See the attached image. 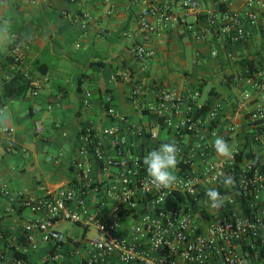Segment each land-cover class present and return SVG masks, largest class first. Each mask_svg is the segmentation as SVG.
I'll return each mask as SVG.
<instances>
[{
    "label": "crops",
    "instance_id": "crops-1",
    "mask_svg": "<svg viewBox=\"0 0 264 264\" xmlns=\"http://www.w3.org/2000/svg\"><path fill=\"white\" fill-rule=\"evenodd\" d=\"M194 1L199 3L198 10L185 16L170 0H0V22L11 29L0 46L3 73L9 74L10 50L17 36L25 44L26 66L39 88L36 97L0 101V112L7 116V129L0 131V257L8 259L20 253L30 264H44L47 255L59 253L65 257L57 264H79L73 248L85 252L96 230L79 226L82 231L73 235L68 223H62L59 229L67 237L63 246L41 244L24 254L23 231L31 214L22 198H39L47 191L76 184L80 180L74 165L78 160L94 168L92 176L99 186L117 176L119 170L97 171L92 156L79 153L86 126L100 129L114 125L107 114L110 107L127 118L124 136L135 142V151L142 158L162 143L180 140L183 153L177 158L175 174L182 171L202 176L203 200L197 209L205 217L215 211L207 203L206 191L218 190V183L205 175L206 167L223 164L229 169L232 163L231 158L217 154L212 128L233 153L239 152L237 158L243 155L238 167L251 159L248 154L264 164V142L253 137L250 119L259 100L245 99V83L251 73L242 65L248 59L256 64L257 71L264 68V26L249 27V39L232 44L221 32L212 34L209 19L229 9L245 12L249 0ZM255 1L254 9L264 17V0ZM165 6H172L175 20L165 27L153 15L156 30L146 45L154 55L138 60L132 50L134 43L144 41L138 18L146 9L157 12ZM38 61L47 69L45 76L34 67ZM5 82L0 78V96ZM137 88L140 96L134 99L131 92ZM160 88L183 94L199 92L195 104L202 116L219 105L218 121L212 126L206 123L198 136L184 133L178 139L164 126V119L150 109L157 104ZM88 92L91 97L87 103ZM38 127L43 131L38 132ZM5 186L9 196L1 191ZM186 200L178 194L169 198L167 205H183ZM89 201L94 211L106 214L116 204V200L94 190ZM132 221L125 216L124 226ZM113 263H118L117 258Z\"/></svg>",
    "mask_w": 264,
    "mask_h": 264
},
{
    "label": "built area",
    "instance_id": "built-area-1",
    "mask_svg": "<svg viewBox=\"0 0 264 264\" xmlns=\"http://www.w3.org/2000/svg\"><path fill=\"white\" fill-rule=\"evenodd\" d=\"M170 1L185 16L199 8V3L194 0ZM256 5L255 0H249L245 12L229 9L220 16H211L210 31L212 34L221 32L232 44L248 40L251 35L249 27L264 26V17L254 9ZM153 15L165 27L175 20L172 6H165L157 12L146 9L140 14L138 22L144 41L134 43L132 47L138 60H148L154 55L146 45L149 35L156 30L151 21ZM202 37L204 34L198 39ZM25 48L24 42L14 36L9 74L4 75L0 66V78L8 82L15 74L22 75L32 86L27 95L36 97L39 88L26 66ZM245 84V99L259 100L250 117L253 137L264 142V68L249 74ZM131 95L138 99V88L132 90ZM199 96V92L183 94L160 88L157 104L150 109L164 119V126L173 130L178 139L184 133L198 136L206 123L212 126L218 121L220 112L217 105L203 117L200 107L195 104ZM90 97L88 92L87 103ZM107 114L115 121L114 125L100 129L86 126L81 135L83 144L79 153L91 155L97 171L115 168L119 173L99 186L98 180L92 176L94 168L78 160L74 164L80 179L76 184L56 192L47 191L39 198H22L23 206L31 214L23 231L26 238L24 254L37 250L41 244L63 246L67 237L59 225L68 223L96 230L95 235L88 239L85 252L73 248L72 254L79 259V264H114V258H117V264H264V171L260 166L256 167L252 159L243 163L238 167L235 187H224L221 192L219 174L232 176L239 165V152L233 153L229 169H225L223 164H209L205 175L218 183V191L228 199L222 208L205 217L197 209L203 200L200 191L202 176L181 171L176 175L178 179L173 187L156 190L146 183V167L142 154L135 151V142H129L124 136L123 124L127 123V118L114 107L108 108ZM42 131V127H38V132ZM217 134V130L212 128L211 135L215 137ZM152 136L156 137L155 134ZM179 141H176L178 157L183 153ZM93 190L116 200L110 212L94 211L89 201ZM1 191L7 196L10 194L6 186ZM178 194H183L186 202L183 205L178 202L169 208V198ZM125 216L133 220L128 226L123 223ZM64 257L59 253L49 254L44 258V264H57ZM0 264H30V261L27 257L14 255L5 259L1 256Z\"/></svg>",
    "mask_w": 264,
    "mask_h": 264
},
{
    "label": "clouds",
    "instance_id": "clouds-1",
    "mask_svg": "<svg viewBox=\"0 0 264 264\" xmlns=\"http://www.w3.org/2000/svg\"><path fill=\"white\" fill-rule=\"evenodd\" d=\"M11 31L10 28H5L4 23L0 22V46L5 44L6 37ZM7 129V116L0 112V131ZM213 146L218 155L231 158L233 150L231 146L222 137L216 136L213 141ZM179 147L173 140L171 142L162 143L158 149L149 151L143 157V164L146 167V183L150 184L156 190L169 189L177 183L175 171L177 169ZM220 182L226 188L235 187V178L231 175L219 174ZM207 203L212 209H220L224 206L228 197L221 195L215 189L210 188L206 191Z\"/></svg>",
    "mask_w": 264,
    "mask_h": 264
},
{
    "label": "trees",
    "instance_id": "trees-1",
    "mask_svg": "<svg viewBox=\"0 0 264 264\" xmlns=\"http://www.w3.org/2000/svg\"><path fill=\"white\" fill-rule=\"evenodd\" d=\"M75 1V0H74ZM10 60V58H9ZM242 65L246 67V69L251 73L254 74L257 72V66L253 61H250L248 59H245L242 61ZM35 69L43 76L46 75L47 69L45 70L43 68V64L41 62H36L34 64ZM82 86V80H80L79 88L81 89ZM32 88L30 81L26 80L22 75L15 74L13 78L5 82L4 84V94L0 96L1 100H7V99H20L24 98L27 95V92ZM243 155L240 154L237 158L238 162H242ZM248 157H250L254 163V165L260 166L261 171H264V164H261L260 160L257 156L248 154ZM237 170L238 166L236 167L235 171L233 172L232 176L235 178V183L237 182ZM222 188H224V185L222 184L219 188V191L223 192ZM15 256L17 258L26 257L25 255H22L20 253H16Z\"/></svg>",
    "mask_w": 264,
    "mask_h": 264
},
{
    "label": "rangeland",
    "instance_id": "rangeland-1",
    "mask_svg": "<svg viewBox=\"0 0 264 264\" xmlns=\"http://www.w3.org/2000/svg\"><path fill=\"white\" fill-rule=\"evenodd\" d=\"M208 88H205V92H207ZM67 228L69 229V234L78 235L82 231V228L79 226L68 224Z\"/></svg>",
    "mask_w": 264,
    "mask_h": 264
}]
</instances>
